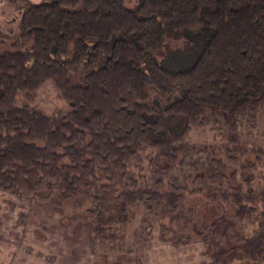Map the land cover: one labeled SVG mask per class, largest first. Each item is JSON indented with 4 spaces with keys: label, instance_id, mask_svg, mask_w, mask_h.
<instances>
[{
    "label": "trees",
    "instance_id": "16d2710c",
    "mask_svg": "<svg viewBox=\"0 0 264 264\" xmlns=\"http://www.w3.org/2000/svg\"><path fill=\"white\" fill-rule=\"evenodd\" d=\"M2 1L19 18L0 33V191L88 201L93 252L123 264H146L155 226L186 243L173 224L231 204L241 241L210 264H264V145L189 140L217 115L238 140L264 108V0ZM45 81L67 110L29 104Z\"/></svg>",
    "mask_w": 264,
    "mask_h": 264
},
{
    "label": "rangeland",
    "instance_id": "374dc122",
    "mask_svg": "<svg viewBox=\"0 0 264 264\" xmlns=\"http://www.w3.org/2000/svg\"><path fill=\"white\" fill-rule=\"evenodd\" d=\"M137 1L138 0H125V3L128 7H134ZM18 18L19 13L15 7L9 6L0 0V33H16ZM171 34L166 35L164 52L181 47L182 45V39H176ZM70 52L71 48H69V54ZM24 101L25 100L21 97L17 98V103L19 104ZM29 104L44 113L65 111L68 108L65 101L57 96L56 89L51 81H45L43 83L37 91L36 97L32 102L29 101ZM225 120L226 119H224L222 115H217V119L214 122L208 123L207 126H204L199 130L192 131L189 135L190 142L200 145L201 147L222 143H232L234 146L246 143L248 149L251 147L252 143L260 142L264 145V108L259 111L257 119L253 123H237L235 127L232 128V131L237 132V134L240 133V138L238 140H236L235 137L232 139L229 138V132H231V130L228 129ZM224 156L225 160L230 161L227 159L228 157L226 154ZM250 158L253 159V155H250ZM196 197L197 198L193 197V202L200 203V197ZM55 202V198L51 197L47 202H42L43 204L38 203L36 206L30 205L29 208L26 198H18L13 194L0 191V245L6 244L4 240L14 239L13 237H55V227L57 228L56 218H59L60 215L58 212H55V206L57 205ZM206 204L208 207L206 206L200 210L203 216L200 215L196 222L192 221L195 223L197 230L204 232L212 225L211 230L214 228L216 232L220 233L219 235L212 237H220L223 233H229L228 235L230 237H236L238 230L235 225H240L235 218L233 220L231 214L225 210L227 209L225 208L226 206L221 207L219 212L217 210V205L210 202H206ZM229 206H231V204L227 205V207ZM60 207H63L62 211L63 209H68L66 206ZM216 214H218L217 218L213 219ZM77 221L78 220H76V223ZM62 222L65 223V225L67 224V220L62 219ZM207 224L208 226L204 227ZM58 229H60V231L63 230L62 227ZM65 229H67V227H65ZM72 233L73 232H70V235ZM205 233L210 234V231ZM239 233L243 234L241 226L239 227ZM76 234H78V231L75 232V235ZM241 234L239 237H242ZM184 235L189 237L188 234ZM211 243L212 240L206 245L205 254L211 250ZM14 244L24 245L20 242L13 241V245ZM238 244L239 242L234 243L232 247H235ZM235 264L242 263L237 262Z\"/></svg>",
    "mask_w": 264,
    "mask_h": 264
},
{
    "label": "crops",
    "instance_id": "0c3cea01",
    "mask_svg": "<svg viewBox=\"0 0 264 264\" xmlns=\"http://www.w3.org/2000/svg\"><path fill=\"white\" fill-rule=\"evenodd\" d=\"M26 199L30 208V202L28 198ZM55 200L57 204L55 212L60 214L59 218H56L55 237L6 239L4 240L6 244L0 245V264H123L128 258L126 254L109 253L99 258L100 256L93 252L91 223L85 215V210L90 206L88 201L61 203L56 198ZM43 203L39 202V204ZM227 205L230 204H222V207L226 206L225 210L234 220L235 207L232 205L227 207ZM60 206H66L68 209L62 211L63 207ZM62 219L67 220L66 225ZM76 220H78L77 223ZM235 226L239 233L240 226L237 224ZM60 227L63 228L62 231L58 229ZM211 227L212 225L201 232L197 230L193 222H187L182 227L173 224L172 229L175 232L189 235L186 243L178 244L159 240L158 227L155 226L147 243L146 264H210L217 260L224 251L233 248L234 243H240L241 233H237L236 237H230L229 233H223L220 237H212L220 233L214 228L211 230ZM77 231L78 234L75 235ZM207 231H210L211 235L205 233ZM70 232L73 233L70 235ZM210 240H212L211 250L205 254L206 245L210 243ZM13 241L24 245H13Z\"/></svg>",
    "mask_w": 264,
    "mask_h": 264
}]
</instances>
